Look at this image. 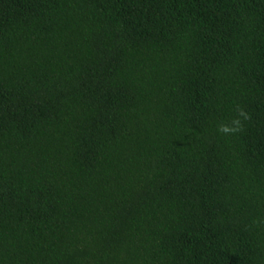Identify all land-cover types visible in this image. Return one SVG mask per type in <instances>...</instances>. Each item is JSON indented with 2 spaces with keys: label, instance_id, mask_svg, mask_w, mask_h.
Returning a JSON list of instances; mask_svg holds the SVG:
<instances>
[{
  "label": "trees",
  "instance_id": "trees-1",
  "mask_svg": "<svg viewBox=\"0 0 264 264\" xmlns=\"http://www.w3.org/2000/svg\"><path fill=\"white\" fill-rule=\"evenodd\" d=\"M0 264H264V0H0Z\"/></svg>",
  "mask_w": 264,
  "mask_h": 264
}]
</instances>
